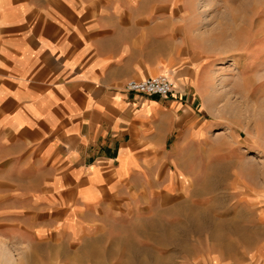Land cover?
I'll return each instance as SVG.
<instances>
[{"label": "crops", "instance_id": "1", "mask_svg": "<svg viewBox=\"0 0 264 264\" xmlns=\"http://www.w3.org/2000/svg\"><path fill=\"white\" fill-rule=\"evenodd\" d=\"M119 1L0 0L1 184L9 187L16 164V177L28 178L16 184V192L33 199L34 210L49 217L59 239H84V248L113 227L141 225L132 203L138 194L185 192L191 176L182 163L194 155L196 141H236L227 131L217 137L216 121L201 107L207 95L199 84L205 69L197 12L188 14L185 3L176 9L189 57L144 63L138 71L140 63L123 55L115 36L125 12ZM167 73L180 84L195 80L196 97L124 91L128 81ZM167 225L181 230L183 214L167 218ZM257 248L254 256H264ZM59 254L84 257V264L130 263L109 262L100 249Z\"/></svg>", "mask_w": 264, "mask_h": 264}, {"label": "rangeland", "instance_id": "2", "mask_svg": "<svg viewBox=\"0 0 264 264\" xmlns=\"http://www.w3.org/2000/svg\"><path fill=\"white\" fill-rule=\"evenodd\" d=\"M119 2L125 12L115 36L123 55L140 63L138 71L159 59L177 62L182 53L188 58L192 51L182 46L176 9L185 3L188 14L197 12L205 69L199 84L207 95L201 107L216 121L217 134L227 131L236 141H196L194 155L182 163L191 176L183 183L185 192L138 194L132 203L142 224L113 227L85 248L84 239H59L49 217L34 210L33 199L16 192V184L28 178H17L14 164L9 187L0 179V264H84V257L59 254L84 249L105 250L109 262L131 264H264V256H254L256 247L264 249L258 243L264 233L251 218L264 212V0ZM160 19L168 24H157ZM166 75L175 83L173 96L196 97L195 80L181 81L182 86L173 74ZM173 146L168 145L170 152ZM180 213L181 230L167 225V218Z\"/></svg>", "mask_w": 264, "mask_h": 264}, {"label": "built area", "instance_id": "3", "mask_svg": "<svg viewBox=\"0 0 264 264\" xmlns=\"http://www.w3.org/2000/svg\"><path fill=\"white\" fill-rule=\"evenodd\" d=\"M124 91L151 98L167 99L174 94L175 83L170 76L160 74L142 81H128L124 86Z\"/></svg>", "mask_w": 264, "mask_h": 264}, {"label": "bare ground", "instance_id": "4", "mask_svg": "<svg viewBox=\"0 0 264 264\" xmlns=\"http://www.w3.org/2000/svg\"><path fill=\"white\" fill-rule=\"evenodd\" d=\"M221 135H224V134H218V136H221ZM226 135V134H225ZM263 209V208H262ZM253 220H258L257 222L259 223V225L261 226V232L264 233V212L263 214H257L256 217H251Z\"/></svg>", "mask_w": 264, "mask_h": 264}]
</instances>
